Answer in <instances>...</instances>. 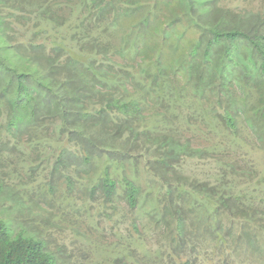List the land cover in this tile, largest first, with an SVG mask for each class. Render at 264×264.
Wrapping results in <instances>:
<instances>
[{"label":"trees","instance_id":"obj_1","mask_svg":"<svg viewBox=\"0 0 264 264\" xmlns=\"http://www.w3.org/2000/svg\"><path fill=\"white\" fill-rule=\"evenodd\" d=\"M155 1L147 11L144 0H0V168L20 154L32 175L25 184L0 177V264H61V248L37 235L56 197L73 210L93 203L106 222L123 199L141 221L144 185L169 264H200L205 251L218 264H264V176L249 191L225 173L212 181L186 168L223 144L247 145L238 118L264 136V98L258 118L243 100L264 89V0L238 13L221 0ZM30 7L71 36L38 23L9 28ZM205 130L228 140L194 142ZM41 176L42 187L22 190ZM138 233L133 222L118 256L96 264H142L130 243Z\"/></svg>","mask_w":264,"mask_h":264},{"label":"rangeland","instance_id":"obj_2","mask_svg":"<svg viewBox=\"0 0 264 264\" xmlns=\"http://www.w3.org/2000/svg\"><path fill=\"white\" fill-rule=\"evenodd\" d=\"M52 1L55 2L58 0ZM155 2V0H144L145 9L147 11L152 10V4H154ZM221 6L228 7L235 13L243 12L244 9L250 8L254 11H257L260 7L258 2H251V0H249L248 2L246 0H221ZM30 10L31 7L27 11V13L26 11L17 10V17L29 18L30 21L25 22V24L19 23V21H24L23 19L18 20L16 17L12 19L13 22L9 28H36V24L38 23L47 28V32L50 35H52L53 31L55 30V32L59 35V38H62L61 33L67 35V37L71 36V34L65 28L61 30L54 29L55 26H51L50 22H48L46 19H41V17H36V15L30 13ZM61 10V13H64L65 6L61 5ZM23 31L26 32L25 30ZM23 31L21 33L22 35H24ZM23 40H27L26 37H24ZM262 91L263 97L261 93H259ZM246 98L248 108L247 110L250 112L249 116H257L258 118L259 116L256 115L255 110L252 111V109L256 108L255 105L259 104L261 102V99L264 98V89L252 90L251 92L247 91L246 96L243 97V100ZM186 103L187 102H182L181 106L185 107ZM238 121L245 140L244 143L247 145L239 146L238 149L231 146L230 149H228V147H224L225 144H223L222 148H220L221 150H219L210 161H200L197 159L189 161L186 164V168L188 170L187 173L194 171L195 173L197 172L198 175L203 179L212 181L220 178V175L222 173H225V175L227 174L231 179L241 182V184H243V186L249 191L252 189H256L255 183L258 181L257 178L259 176H264V136L262 139H259L257 135L249 127H247L244 118H238ZM185 134L187 136L189 135L188 133ZM25 140L27 139L23 138L20 144L25 146L27 143ZM219 140L227 141L228 135L224 137L220 136L218 138L216 135H212V132L205 130V133L202 135V137L195 139L194 142L199 143L201 141L202 143H211L218 142ZM15 141H17V139H13L12 142L14 144H11L15 145ZM19 155L20 154H14L13 156L7 155L9 162L7 163V167L4 169L0 168V177L4 175L9 176V179L7 178L9 180V183L14 182L20 184L22 182L23 184H25L29 182L30 178L32 177V175L26 168L24 157L23 161H21V157ZM222 155L225 156L226 159L223 158L222 160ZM1 166L2 165H0V167ZM189 168L191 169L189 170ZM246 169L248 171H246ZM242 170H245L246 172L242 173ZM43 179L44 176H41L38 179L35 178L33 182H31L28 186H24L22 190H29V188L30 190H32L42 187ZM20 188L21 187L18 186L19 190ZM149 189H151V186L150 188L147 185L143 186V195L141 197V205L143 206V209L139 211V214L136 213L138 219H141V221H134L133 218L135 215L130 212V209L123 199H116V204L119 209L118 217H113L111 221L106 222L105 220L98 218L99 216L97 215L96 210L93 207V203L92 205L90 203L91 207L88 208L89 210H86L87 208L84 207L85 205L82 202L78 203L76 201L75 204L77 206L74 204L73 207L82 208H76L78 210L77 211L73 210L72 207L68 208L62 203V199L60 200V198L56 197L51 201L50 205H45L49 211L50 216L49 219H47V216H45L43 219H40L38 221L37 225L39 230L37 235H44L46 240L48 239V242L54 251H58L57 248H61V253H59L61 264H96L97 260L102 256H106L107 259H112V257L118 256L115 250V247L117 245L116 241L117 239L129 237L128 234H130V232L133 230L134 222L138 225L139 233L135 234L136 238L134 240V243H130L131 246H134V251L140 255L141 263L169 264L168 260L164 259L165 257L162 256L164 252H168V247L165 248V246H162V244L159 243V240H162V237L156 235L154 227H152L148 222V215L154 213V203H152V198L156 196L155 193H153L154 191L152 192V194H150ZM78 191H76V193L79 197L80 191ZM9 205L11 204L7 203L6 206ZM13 214L14 217L20 216V212L16 208ZM4 216H6V214ZM119 221L120 224L116 227V230L119 234L118 237L116 233H112L110 226H113L115 224L114 222ZM99 224H103L102 228L104 229L101 230L100 234H96V231L93 232V225L97 226ZM118 251L120 253H123L125 251L124 247L120 246L118 248ZM206 252H209L211 254L210 251L203 252L200 264H218L217 257L207 255ZM126 260L132 262L127 258Z\"/></svg>","mask_w":264,"mask_h":264}]
</instances>
